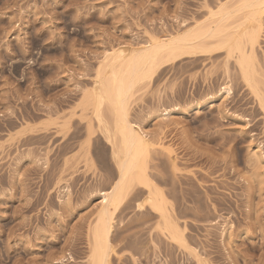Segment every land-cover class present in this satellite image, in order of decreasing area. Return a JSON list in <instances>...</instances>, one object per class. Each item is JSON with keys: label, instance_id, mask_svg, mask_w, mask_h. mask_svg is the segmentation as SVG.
<instances>
[{"label": "rangeland", "instance_id": "374dc122", "mask_svg": "<svg viewBox=\"0 0 264 264\" xmlns=\"http://www.w3.org/2000/svg\"><path fill=\"white\" fill-rule=\"evenodd\" d=\"M225 1L0 0V264H91L118 169L85 92L112 47L183 30ZM256 50L264 87V32ZM142 83L131 118L163 138L147 170L185 239L137 187L115 213L110 264H264V108L234 58L188 57Z\"/></svg>", "mask_w": 264, "mask_h": 264}, {"label": "bare ground", "instance_id": "6f19581e", "mask_svg": "<svg viewBox=\"0 0 264 264\" xmlns=\"http://www.w3.org/2000/svg\"><path fill=\"white\" fill-rule=\"evenodd\" d=\"M263 32L264 0H227L216 8H209L204 20L198 19L183 30L165 37L150 35L145 44L133 46L121 43L106 51L97 72L95 87L85 92L83 104L85 108L93 109L100 126H108L107 138L116 160L118 176L112 187L100 194V206L90 230L91 264H110L114 251L111 233L115 213L137 187L148 191L140 206L147 204L157 211L165 220L164 224L173 239L180 242L185 239L179 225L169 216L163 192L147 170L149 153L164 141H159L160 137H153L155 140L149 138L140 124L131 118V106L138 86L167 65H175L185 58L224 53L227 61L234 58L242 78L264 108L261 67L256 62V46ZM227 87L226 92L229 91ZM87 126L91 132L93 124L89 122ZM167 146L165 153L169 155L171 151ZM89 160H86L87 163Z\"/></svg>", "mask_w": 264, "mask_h": 264}]
</instances>
